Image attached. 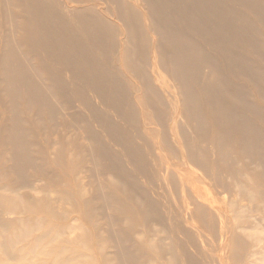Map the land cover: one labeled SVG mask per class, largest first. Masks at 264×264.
Returning <instances> with one entry per match:
<instances>
[{
  "label": "bare ground",
  "instance_id": "bare-ground-1",
  "mask_svg": "<svg viewBox=\"0 0 264 264\" xmlns=\"http://www.w3.org/2000/svg\"><path fill=\"white\" fill-rule=\"evenodd\" d=\"M69 1L0 0V92L4 98L0 101L5 109L0 144L8 153L9 177L25 179L24 166L37 161L29 153L37 141L26 139L35 131L30 118L61 108L69 109L62 123L74 128L83 122L84 141L74 139L75 145L82 146L76 159H97L110 168L118 178L115 185L137 198L146 218L158 222H164L158 201L127 167L132 163L143 176L151 172L143 150L146 141L137 145L127 135L147 110L158 125L154 130L158 145L174 159L184 156L206 166L210 159L204 134L214 132L212 152L217 154L216 161L230 166L232 160L226 152L233 122L257 132L255 138L247 140L241 135L237 142L245 152L248 143L250 156L262 159L259 148L264 142L263 130L246 121V113L260 116L261 108L247 101L245 86L237 85L231 93L226 79L232 74L241 76L258 90L264 89V70L255 68L238 51L240 47L250 50L264 62V44L253 35L254 24L264 32V0H136L139 6L129 0H103L104 11L113 19H106L92 5L72 9ZM113 60L128 71L127 78L137 80V101L128 89L130 84L113 68ZM149 65L158 67L161 76ZM91 94L114 110L118 122L105 112L92 116L120 146L123 156L113 152L102 133L91 128L88 116L73 110L80 98L81 106L90 113ZM23 110L28 111L25 118L20 116ZM175 116L179 118L176 128L182 150L175 149L165 129L166 122ZM56 155H60L59 150ZM157 156L166 158L165 154ZM42 172L47 175L49 170L43 168ZM165 174L174 185L170 172L165 170ZM177 186H181L180 180L174 188ZM100 199L106 206L111 197L102 194ZM196 212L212 241L202 246L186 238L188 242L178 244L179 250H156L159 258H171L170 264H264V236L259 237L264 231L252 226L254 237L245 241L243 231L249 227L217 226L212 217ZM34 223L25 229L24 237L33 225H40ZM110 238L123 263L144 258L151 251L148 246L130 244L125 232L111 231ZM39 239L48 238L43 233ZM51 250L43 249L41 257ZM62 258V253L56 255L57 261Z\"/></svg>",
  "mask_w": 264,
  "mask_h": 264
},
{
  "label": "rangeland",
  "instance_id": "rangeland-1",
  "mask_svg": "<svg viewBox=\"0 0 264 264\" xmlns=\"http://www.w3.org/2000/svg\"><path fill=\"white\" fill-rule=\"evenodd\" d=\"M129 1L131 5L139 6L136 0ZM67 5L72 9L92 5L103 17L113 19L104 11L103 0H71ZM253 26V35L264 44V32L257 24ZM2 29L0 23V31ZM1 44L2 39L0 49ZM238 51L255 68L264 70V62L259 61L250 50L240 47ZM111 58L115 59V56ZM112 66L130 84L128 89L137 101L140 96L134 88L137 80L127 78L130 74L119 62L113 60ZM149 68L155 69L161 76L158 67L149 65ZM226 80L231 85V93L235 86H245L247 101L261 108L260 116L246 113V121L262 129L264 137V89L258 90L249 80L233 74ZM156 84L161 88L158 82ZM90 101L93 107L90 113L81 106L80 98L73 110L82 113L84 118L88 116L91 128L102 133L104 142L113 152L123 156L120 146L102 131L99 121L92 116L93 113L105 112L117 120L114 110L103 105L94 94H91ZM68 112L69 109L61 108L52 114L40 115V120L36 116L30 118L29 124L35 131L26 139L37 141V146L29 149L30 155L37 161L24 166L25 179L9 177L6 170L8 153L6 147L0 144V264H170L171 258H159L155 251H162L163 248V252L179 250L178 244L188 242L186 238L202 246L212 241V236L199 223L198 210L204 217H212L217 226L249 227L243 231L245 241L254 237L251 236L254 235L252 226L264 231V142L259 148L262 159L250 156L248 143L247 151H241L237 142L240 136H246L248 140L255 138L257 133L249 130L246 124L233 122L230 125V147L226 152L232 160L230 166L225 161H216L217 154L212 152L214 132L204 134L210 159L204 166L196 161L190 162L184 156L174 159L158 145L154 132L158 125L149 110L138 118L127 135L137 145L146 141L143 150L151 172L143 176L132 163H127V167L149 196L158 201L164 219L162 223L143 215L137 198L115 185L118 178L102 162L76 159L82 146L75 145L74 139L79 143L84 141L83 122L74 128L62 123ZM27 114L28 111L23 110L20 116L25 118ZM4 118L5 109L0 101V126ZM178 119L176 116L169 119L165 129L170 133L175 149L182 150L184 145L176 128ZM44 137L48 138V142ZM58 150L59 156L56 155ZM157 154H165L166 158ZM43 168L49 170L47 175L42 172ZM165 170L173 176L174 185L180 180L181 186L174 188ZM102 194L111 197L106 206L100 199ZM35 221L40 225H33L29 235L24 237L25 229L31 226L30 223L36 224ZM111 231L128 233L130 244L148 246L152 252H146L144 258L123 263L114 251ZM43 233L47 240L39 239ZM263 236L264 233L259 237ZM3 247L6 249L3 250ZM51 247L52 250L41 257L43 249ZM190 249L194 251L192 246ZM59 253L63 254V258L57 261Z\"/></svg>",
  "mask_w": 264,
  "mask_h": 264
}]
</instances>
